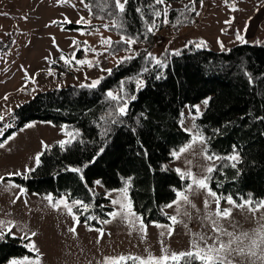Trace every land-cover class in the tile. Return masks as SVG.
<instances>
[{"label":"trees","instance_id":"obj_1","mask_svg":"<svg viewBox=\"0 0 264 264\" xmlns=\"http://www.w3.org/2000/svg\"><path fill=\"white\" fill-rule=\"evenodd\" d=\"M83 1L88 5L90 24L69 21L63 23L64 28L108 24L107 29L117 34L139 35L138 43L143 45L136 51L135 59L120 66L116 63L110 68L111 75H101L104 79L95 89L80 87L91 82L56 85L37 91L15 107V125L9 126L0 139L31 119L65 124L69 131L79 126L80 130L77 139L63 149L58 141L46 143L48 147L43 150L41 163L28 173L29 178L6 177L23 183L30 191L55 196L68 194L69 200H83L90 205L88 212L78 207L73 210L81 221L95 226H100L99 219L109 217L107 213L112 209L105 190L123 188L130 177L129 194L143 220L171 222L164 207L175 199L173 189L180 190L187 183L176 173L170 155L190 139L181 125V110L186 104L193 106L209 97L195 125L209 138L207 147L211 153L231 156L235 150L240 157L236 168L230 167L229 161L216 162L224 166L212 174L211 187L218 194H232L234 199H248L249 194L253 199H263L264 42H242L228 49L183 44L174 50L166 48L156 57L150 51L156 30L164 26L165 19L175 30L191 24L196 14L193 1L169 8L167 17L163 15L165 4L157 5L155 0H128L122 15L114 8L112 0ZM137 8L141 9L142 16ZM155 11H161V16L156 17ZM113 20L122 23L121 30L111 26ZM153 20L157 28L154 33L146 34L145 21ZM125 48L126 45L113 44L108 51L117 53ZM80 51L82 48L78 53ZM147 52L166 66L148 63ZM57 65L62 72L71 71V65L64 62ZM145 67L149 68L148 72H143ZM140 73L144 81L141 90H136L134 82L124 86L127 95L136 96L135 100H129L126 114L115 116L118 123L101 119L115 108V102L107 99L106 92L118 91L121 80ZM26 91L31 92V89ZM105 129L107 134H104ZM68 167H81L84 179L66 171ZM97 180L101 181L103 190L96 189ZM26 242L17 235L0 239V264L13 256L35 255L24 246Z\"/></svg>","mask_w":264,"mask_h":264},{"label":"rangeland","instance_id":"obj_2","mask_svg":"<svg viewBox=\"0 0 264 264\" xmlns=\"http://www.w3.org/2000/svg\"><path fill=\"white\" fill-rule=\"evenodd\" d=\"M190 1L196 4L195 18L191 24L182 25L175 30L167 22L156 30L154 43L150 49L156 57H159L166 48L174 50L183 44H198L201 41L205 42L203 46L209 48L228 49L242 43L236 38L237 31L248 43L264 42V0H202V2L174 0L166 1L165 7L169 9L173 6H184ZM123 2L124 0H121V3ZM85 4L81 0H0V114L4 115V120L0 121L2 132L0 136H3L9 126L15 125V107L30 99L37 91L56 85L91 82L107 73L101 69H110L116 64L117 59L131 54L127 51L117 53L104 51L107 45L101 44L102 39L110 37L112 40L120 38L121 35L104 28L103 25L93 28H64V22H77L81 18L90 21L88 7H85ZM226 21L231 23H225ZM142 45L134 44L133 51L136 53ZM80 48L83 51L78 53ZM93 49L96 51H92ZM73 52L75 60L86 58L92 60L94 64L95 61L99 63L89 67L87 64H76L73 60L71 71L62 72L61 67L57 65L63 63L60 60L61 54L71 58ZM26 89H31V92H27ZM205 99L209 101V97H206L193 105L199 106V115L206 109L207 105L203 103ZM194 116L195 108L189 104L183 106L182 127L192 128L195 124ZM28 124L32 126L26 127ZM64 126L66 125L56 124L51 120L31 119L0 139V143H4V147L0 148V177L6 178L5 182L0 184V220H11L18 225L12 227L14 235L20 237L24 235L19 226L25 225L27 233H36L31 240L39 249L40 264H102L105 257L116 258L123 254L147 258L149 252L155 257H160L161 241L170 251L179 252L189 249L192 233L202 232L211 235L210 226L202 222L205 213L202 193L190 197L195 208L184 206L190 218L178 216V220H183L184 223L173 225L171 236H161V232L166 230L157 227L170 225L171 222L147 223L143 220L145 233L142 238L139 220L129 224L117 218L111 223L95 226L79 219L77 224L63 207L60 210L50 207L44 199L46 194L30 191L23 183L6 177L9 173H24L26 168H35L34 157L44 150L41 142L46 144L68 139L67 133H76L80 130L79 126L70 131ZM9 136L13 138L8 139ZM77 137L78 135L76 139ZM198 152L200 146L196 145L192 151L184 153L181 159L173 158L171 164L186 170L188 167L186 161H191L192 171L200 175L202 166L209 162L196 154ZM8 184L19 185L26 189V193L21 195L17 188L8 189ZM96 189L104 188L101 184H96ZM119 189L121 188L105 190L106 195L110 197L108 202L112 206L110 211L118 207L111 203V199L121 195ZM17 195H21V198L12 203ZM226 206H228L226 202L222 201L221 207ZM209 207L214 211L216 206L212 203ZM164 209L169 216L176 215L175 206ZM133 210L142 217L134 205ZM183 210L184 208L181 209L182 212ZM73 212L75 213L74 210ZM262 215L264 209H259L255 213L235 209L232 212V223L235 224L237 234L252 233L258 229V221ZM106 219L111 218L99 220L101 222ZM184 224L188 227L185 228ZM223 225L229 231H233L232 224L227 220L223 221ZM73 226L76 228L75 233L69 231ZM95 229H103L104 236L99 238V233ZM26 256L30 259L36 258V254ZM23 257L25 256H13L3 264H9L12 259L23 260Z\"/></svg>","mask_w":264,"mask_h":264},{"label":"snow or ice","instance_id":"obj_3","mask_svg":"<svg viewBox=\"0 0 264 264\" xmlns=\"http://www.w3.org/2000/svg\"><path fill=\"white\" fill-rule=\"evenodd\" d=\"M83 2V0H81ZM128 0H124L121 3V0H112L113 6L115 9L119 10V15L125 13L126 4ZM202 2V0H201ZM157 5L165 4V0H155ZM85 7H88L85 4ZM137 12L143 15L141 9L137 8ZM161 11H155L154 15L156 17L161 16ZM168 8L165 7L163 9V15L167 17ZM111 15V14H110ZM167 23L168 21L165 19L163 21ZM77 23H83L85 25L90 24L89 20H85L81 18L80 21ZM225 23H231V21H226ZM113 28L117 30H121L123 25L122 23L118 22L117 20L112 21ZM109 25L105 24L104 28H108ZM157 28L155 20L151 23L145 21V33H154V30ZM245 30H247V24L245 26ZM237 40L241 42L244 41V37L239 34L237 31L236 34ZM101 44L107 45L104 51H108L109 48L113 46V44H123L126 45L125 51L131 53L124 57H120L117 59L116 63L117 66L122 65L127 61H131L135 59L137 53H135L132 49V45L140 42V36L136 35H121L119 41H112L111 38L102 39ZM76 43L75 41L73 42ZM205 42L201 41L200 43L196 44V47H201L204 45ZM223 48V45L221 44ZM87 51V50H86ZM92 51H96L93 49ZM47 59V57H46ZM146 59L148 63L154 64L157 67H165L166 65L161 59L156 58L153 56L151 52H147ZM60 60H62L65 65H71L73 60H75V52L71 54V58H66L65 55L62 53L60 56ZM76 64L85 65L87 64L89 67H94L99 61H95V64L92 60L88 59H80L75 60ZM102 71H106L109 75L112 74V69H101ZM149 68L145 67L143 72H148ZM49 74L51 75V70H49ZM142 73L138 74L137 76L130 77L127 80H121L119 82V90L113 91L108 90L106 92V97L108 100L115 102V108L112 111H109L107 116L102 117L106 122L110 123H118L119 121L115 119L117 114L124 115L126 114L127 104L129 100H135V95H127L125 93L124 86L126 83L134 82L136 90L139 91L144 86V81L141 79ZM160 78V77H157ZM104 77H99L95 80H92L91 83L88 84H81V88H89L95 89L98 85H100L101 81ZM251 79V77H249ZM7 99V97H5ZM205 105L208 104V100L205 99L203 101ZM195 108L196 116L200 114V108L198 105L192 106ZM196 116L193 119H196ZM111 117L110 121L109 118ZM4 120V115L0 114V121ZM31 124L26 125V127H31ZM65 128L67 126H64ZM185 132H187L190 136V140L185 142L182 146L178 149H174L171 151L170 155L174 159H181L182 155L186 152H190L193 150L194 146H200V152L196 153L201 155L206 161L209 163L202 166V171L200 175H196L190 165L191 161H186V165H188L186 170H182L181 168H176V173L180 176L182 181H187L183 189H173L175 193V199L171 201V203L165 205L167 208H172L175 206L176 208V215L168 216V219L171 221L170 225H157V227L163 228L166 231L161 232V236L168 235L171 236L173 234V225L177 223H184L183 220H178V216H189L190 214L186 207L189 206L195 208V205L192 203L190 197L195 196L197 194L204 195V209L205 213L202 216V222H205L206 225L210 226L211 228V235L206 233H192V240L190 242V247L188 250H181L179 252L170 251L168 246L163 244L161 241V252L162 255L160 257L153 256L150 252L147 258H142L138 256H124L123 254L119 257L112 258V257H105L102 264H127V261L131 260L132 264H264V215H262L258 221L259 228L254 230L252 233L249 232H240L237 234L235 230V224L232 223V212L235 209H239L242 212L247 210L249 213H255L259 209H264V199H253L249 194V198L245 199L244 197H238L234 199L232 194L225 195L223 193H217V191L213 190L211 187V181L213 179V173L219 171L224 165L220 164L217 165V161H229L230 167L236 168L240 157L237 152H233L231 156H218L215 153H211L209 148L207 147L208 139L202 133V131L193 124L192 128H184ZM2 134V132H0ZM104 134H107V129H105ZM79 135L78 132L67 133L68 139L58 141L60 147L63 149L67 145H71L73 141L76 139V136ZM13 137L9 136L8 139H12ZM6 142V141H5ZM44 148L48 146L41 142ZM4 147V143H0V148ZM103 148L100 149V152H103ZM43 155V152L37 153L34 157L35 165L39 166L41 163L40 157ZM83 167H87L84 165ZM66 171H71L73 173L79 174L80 179L83 180L84 177L82 175L83 169L81 167H68L65 169ZM35 171L34 168H26L24 173L15 172L9 173V176L17 175V176H24L25 179L29 178L28 173ZM5 177H0V184L5 182ZM101 181H95V184L99 185ZM131 187V178L129 177L125 183L124 187L119 189L118 191L121 195L116 199H111V203L114 206H118L113 211L107 213V215L111 219H106L101 221L103 224L111 223L112 220L119 218L122 221H127L129 224H133L134 221L139 220L141 227L139 231L143 234L145 233V226L143 225L142 217L138 216V214L133 210V204L131 197L129 195V188ZM8 189L17 188L19 193L25 194L26 189L20 187L19 185L15 184H8ZM89 191H92L89 189ZM21 195H17L16 199L12 201V203H16L20 198ZM44 199L47 201L48 205L55 210H60L63 207L69 215L72 216L73 220L76 223H79V217L73 212L74 207H78L83 210V212H88L90 205L85 203L83 200L74 199L71 200L69 203V196L65 194L59 198L54 197L52 193H48L44 196ZM239 200V202H237ZM224 201L228 206L221 207V202ZM27 203V201H25ZM215 204V210L210 209V204ZM184 208L183 212L181 209ZM91 219V217H89ZM227 220L230 224H232L233 231H229L227 228L224 227L223 221ZM0 239H3L7 235H14L12 233V227L18 226L15 225L11 220H0ZM21 227V231L24 232V235L20 237L22 240H26L27 243L24 244L26 248H29L31 251L36 253L35 259H30L28 256L23 257V260L12 259L9 261V264H40V253L39 249L36 247L35 242L31 240L32 236H35V232H31L30 234L25 231V226ZM184 227L187 228V224H184ZM92 230V229H89ZM99 233V238L104 236L103 229H95ZM69 231L75 233L76 228L73 226L69 229ZM98 238V239H99ZM227 238V239H225ZM211 241V243H209Z\"/></svg>","mask_w":264,"mask_h":264}]
</instances>
